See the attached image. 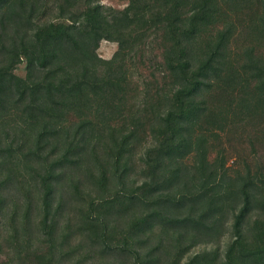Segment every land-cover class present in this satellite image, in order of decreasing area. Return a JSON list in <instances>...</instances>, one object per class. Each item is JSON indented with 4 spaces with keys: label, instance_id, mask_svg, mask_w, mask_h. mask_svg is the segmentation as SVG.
Wrapping results in <instances>:
<instances>
[{
    "label": "trees",
    "instance_id": "16d2710c",
    "mask_svg": "<svg viewBox=\"0 0 264 264\" xmlns=\"http://www.w3.org/2000/svg\"><path fill=\"white\" fill-rule=\"evenodd\" d=\"M125 1L0 0V264H264V0Z\"/></svg>",
    "mask_w": 264,
    "mask_h": 264
},
{
    "label": "rangeland",
    "instance_id": "374dc122",
    "mask_svg": "<svg viewBox=\"0 0 264 264\" xmlns=\"http://www.w3.org/2000/svg\"><path fill=\"white\" fill-rule=\"evenodd\" d=\"M103 3L105 4H109V5H113L115 7H124L126 4L125 0H102ZM117 43L115 42H111L108 40H104L101 43L100 46V54L104 57V58H111L114 54V52L117 50ZM18 73L24 75L25 74V68L24 65H22L18 70ZM232 144L234 147L240 149L242 146H244V148L241 150V153L246 154V156H248L249 160H253V159H260L263 160L264 162V139L261 140L256 149H251L250 145L248 144L247 140H236L234 138L231 139ZM240 157H238L236 155V157H233L230 160V163L234 166H242L243 162H242V158H240V160H238ZM204 248V246H199L197 247L195 250L199 251L202 250Z\"/></svg>",
    "mask_w": 264,
    "mask_h": 264
}]
</instances>
